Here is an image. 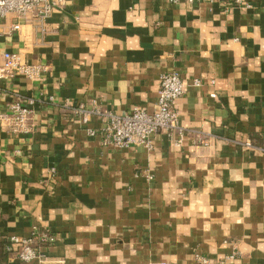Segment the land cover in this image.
Segmentation results:
<instances>
[{"label": "crops", "instance_id": "crops-1", "mask_svg": "<svg viewBox=\"0 0 264 264\" xmlns=\"http://www.w3.org/2000/svg\"><path fill=\"white\" fill-rule=\"evenodd\" d=\"M4 51L46 70L0 87L35 100L31 131L0 127V264H39L6 249L33 231L47 264H264V0H65L8 14ZM170 71L180 133L103 144L90 112H152Z\"/></svg>", "mask_w": 264, "mask_h": 264}, {"label": "built area", "instance_id": "built-area-1", "mask_svg": "<svg viewBox=\"0 0 264 264\" xmlns=\"http://www.w3.org/2000/svg\"><path fill=\"white\" fill-rule=\"evenodd\" d=\"M65 0H0V23L8 14L26 18L32 16L44 21L52 12L56 3ZM176 3L180 0H168ZM187 2H206L211 0H185ZM20 25L15 23L12 30H18ZM46 70L44 64L27 62L18 52L4 51L0 63V87L3 82H12L21 77L34 81L42 76ZM193 86H198L199 81L194 80ZM187 85L175 71L161 74L156 107L148 112L141 106H133L128 113L115 114L110 111L92 110L90 113L101 115L104 125L99 131L103 144L112 145L116 148L145 147L153 148L152 137L159 133L179 132L178 112L176 109L177 99L186 94ZM34 99L23 100L16 95L15 98L0 108V127L13 136L28 133L32 129V113ZM71 106L70 102H65ZM75 113L84 112L82 105L74 108ZM85 121L88 118L85 117ZM94 134V131H90ZM180 133V132H179ZM177 145H181L177 141ZM53 237L46 232L33 231L28 236H13L6 246L7 250L15 251L18 258L23 262L37 259L39 264H47L45 257H39L36 248L39 243L52 242ZM231 255L226 258H230ZM198 264H225V261L211 262L206 256L196 255ZM129 264V263H127ZM146 264V263H139ZM149 264V263H147ZM150 264H169L167 262H153Z\"/></svg>", "mask_w": 264, "mask_h": 264}]
</instances>
